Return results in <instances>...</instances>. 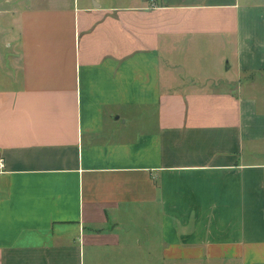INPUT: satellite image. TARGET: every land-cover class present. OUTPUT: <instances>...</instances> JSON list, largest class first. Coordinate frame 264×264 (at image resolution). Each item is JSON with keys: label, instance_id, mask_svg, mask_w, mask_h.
<instances>
[{"label": "crops", "instance_id": "1", "mask_svg": "<svg viewBox=\"0 0 264 264\" xmlns=\"http://www.w3.org/2000/svg\"><path fill=\"white\" fill-rule=\"evenodd\" d=\"M14 11L0 264H264V0Z\"/></svg>", "mask_w": 264, "mask_h": 264}, {"label": "rangeland", "instance_id": "2", "mask_svg": "<svg viewBox=\"0 0 264 264\" xmlns=\"http://www.w3.org/2000/svg\"><path fill=\"white\" fill-rule=\"evenodd\" d=\"M20 0H0V52L6 54L10 50L12 35L15 34V17L17 13L14 11L16 2ZM23 2V0H21ZM26 1V0H24ZM1 65V63H0ZM258 84L253 86L255 93L264 95V76L258 78ZM130 264H144L142 262H134Z\"/></svg>", "mask_w": 264, "mask_h": 264}, {"label": "built area", "instance_id": "3", "mask_svg": "<svg viewBox=\"0 0 264 264\" xmlns=\"http://www.w3.org/2000/svg\"><path fill=\"white\" fill-rule=\"evenodd\" d=\"M4 167V162L2 159H0V169H2Z\"/></svg>", "mask_w": 264, "mask_h": 264}]
</instances>
